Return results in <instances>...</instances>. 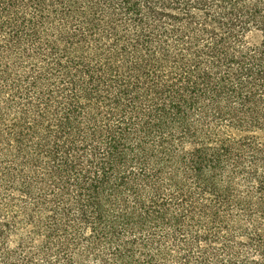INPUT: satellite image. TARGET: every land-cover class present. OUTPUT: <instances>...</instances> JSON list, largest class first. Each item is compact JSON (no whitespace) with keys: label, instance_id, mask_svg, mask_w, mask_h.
Returning <instances> with one entry per match:
<instances>
[{"label":"trees","instance_id":"16d2710c","mask_svg":"<svg viewBox=\"0 0 264 264\" xmlns=\"http://www.w3.org/2000/svg\"><path fill=\"white\" fill-rule=\"evenodd\" d=\"M0 264H264V0H0Z\"/></svg>","mask_w":264,"mask_h":264}]
</instances>
